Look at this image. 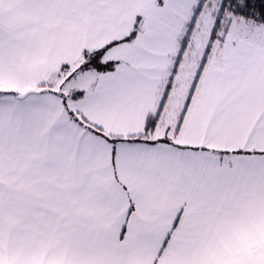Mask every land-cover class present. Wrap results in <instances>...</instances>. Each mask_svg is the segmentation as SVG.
Segmentation results:
<instances>
[{
	"label": "snow or ice",
	"instance_id": "obj_1",
	"mask_svg": "<svg viewBox=\"0 0 264 264\" xmlns=\"http://www.w3.org/2000/svg\"><path fill=\"white\" fill-rule=\"evenodd\" d=\"M0 264H264V0H0Z\"/></svg>",
	"mask_w": 264,
	"mask_h": 264
}]
</instances>
